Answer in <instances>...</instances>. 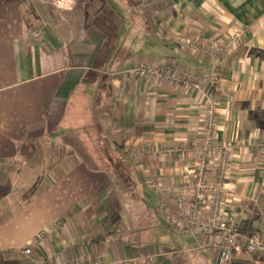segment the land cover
<instances>
[{
	"label": "crops",
	"instance_id": "1",
	"mask_svg": "<svg viewBox=\"0 0 264 264\" xmlns=\"http://www.w3.org/2000/svg\"><path fill=\"white\" fill-rule=\"evenodd\" d=\"M235 29L241 44L215 63L182 47ZM141 63L219 79L159 85L129 75ZM205 96L219 139L235 145L223 206L253 232L264 222V0H0V264H229L248 253L222 260L204 248L216 236L168 229L154 186L178 185L187 159L135 153L197 138Z\"/></svg>",
	"mask_w": 264,
	"mask_h": 264
},
{
	"label": "built area",
	"instance_id": "2",
	"mask_svg": "<svg viewBox=\"0 0 264 264\" xmlns=\"http://www.w3.org/2000/svg\"><path fill=\"white\" fill-rule=\"evenodd\" d=\"M39 40L38 33H33ZM243 33L235 29L222 42L210 41L207 44L188 42L182 44L194 53H200L213 59L221 60L224 56L235 51L241 44ZM133 78L154 80L160 84L183 85L186 89L200 91L205 85H212L219 79V71L213 70L211 75L204 73L190 74L174 64L141 63L129 73ZM206 97L199 136L187 142L164 148H154L151 144L142 146L135 151L137 155L152 157H177L187 159L184 176L178 185H155L159 196L163 199L160 205L164 222L168 229L176 233H186L191 237L197 235H214L217 239H209L205 249L215 252L222 260L232 259V254L247 251L251 255L264 258V222L255 231L245 234L241 231L232 215L227 214L223 206L225 199V185L229 175L231 155L235 149L230 140H220L217 133L218 111L211 97ZM260 149L264 144L260 143ZM215 176V182L211 177ZM168 197V198H166ZM50 229L49 232H52ZM43 237V236H41ZM40 237V238H41ZM30 254V250L24 251ZM150 262L158 259L150 257ZM68 264H103L101 256L97 255L93 261L74 259Z\"/></svg>",
	"mask_w": 264,
	"mask_h": 264
},
{
	"label": "rangeland",
	"instance_id": "3",
	"mask_svg": "<svg viewBox=\"0 0 264 264\" xmlns=\"http://www.w3.org/2000/svg\"><path fill=\"white\" fill-rule=\"evenodd\" d=\"M93 153L98 158H102V156H103V154L100 151H98L96 153L93 152ZM134 189H135L134 187L130 188L131 192H134ZM141 195H142V197L146 198L148 203H152L153 204L154 209L158 208L156 203H155V198H153V196L149 192V190H147L146 188H143V191L141 192ZM234 260H237V261H240V262H244V263L247 262V263L255 264V263H253V258L250 255H248V253H246V252H244V254L243 253L242 254H238L237 256L234 257ZM259 260H260L261 264H264V258L260 257ZM229 264H231V263H229Z\"/></svg>",
	"mask_w": 264,
	"mask_h": 264
},
{
	"label": "water",
	"instance_id": "4",
	"mask_svg": "<svg viewBox=\"0 0 264 264\" xmlns=\"http://www.w3.org/2000/svg\"><path fill=\"white\" fill-rule=\"evenodd\" d=\"M231 264H250V263H247V262H240V261H232Z\"/></svg>",
	"mask_w": 264,
	"mask_h": 264
},
{
	"label": "trees",
	"instance_id": "5",
	"mask_svg": "<svg viewBox=\"0 0 264 264\" xmlns=\"http://www.w3.org/2000/svg\"><path fill=\"white\" fill-rule=\"evenodd\" d=\"M240 229H241V231H242V228L240 227ZM243 232V231H242ZM245 233V232H244ZM251 233V231L249 232V233H245V234H250ZM255 258L257 259V258H259V256L257 255V256H255Z\"/></svg>",
	"mask_w": 264,
	"mask_h": 264
}]
</instances>
